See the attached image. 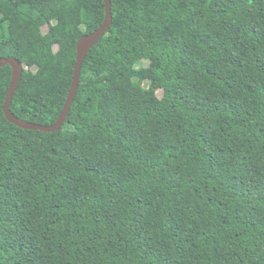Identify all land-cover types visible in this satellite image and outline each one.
I'll list each match as a JSON object with an SVG mask.
<instances>
[{"label": "trees", "instance_id": "1", "mask_svg": "<svg viewBox=\"0 0 264 264\" xmlns=\"http://www.w3.org/2000/svg\"><path fill=\"white\" fill-rule=\"evenodd\" d=\"M111 7L60 130L8 120L0 67V264H264V0ZM105 17L104 0H0L15 116L56 122Z\"/></svg>", "mask_w": 264, "mask_h": 264}, {"label": "water", "instance_id": "2", "mask_svg": "<svg viewBox=\"0 0 264 264\" xmlns=\"http://www.w3.org/2000/svg\"><path fill=\"white\" fill-rule=\"evenodd\" d=\"M104 1L106 4V17L104 23L95 32L86 34L78 40L77 60L74 68V76L71 83V88L69 91L66 104L55 123L51 125L34 124L32 122L19 118L12 113L10 106L13 97L18 89V86L22 80L25 66L18 59L14 57H10V58L0 57V67L6 65H11L12 67V80L3 107L5 115L7 116L10 122L16 124L21 128L31 129V130H41L46 132L58 131L63 127L64 123L66 122L67 116L69 114L71 105L74 102V99L79 89L81 69L84 59L86 58L90 50L98 43L101 37L110 29L113 23L111 0H104Z\"/></svg>", "mask_w": 264, "mask_h": 264}, {"label": "rangeland", "instance_id": "3", "mask_svg": "<svg viewBox=\"0 0 264 264\" xmlns=\"http://www.w3.org/2000/svg\"><path fill=\"white\" fill-rule=\"evenodd\" d=\"M47 29H48V26H47V25L43 27V31H44V32H46ZM55 49H57V46H55ZM148 64H149V61L146 60V59H144L143 61H141V62H139V63L137 64V67H140V66H146V65H148ZM34 70H36V68H34ZM158 95H159V96L162 95V90H159V91H158Z\"/></svg>", "mask_w": 264, "mask_h": 264}]
</instances>
